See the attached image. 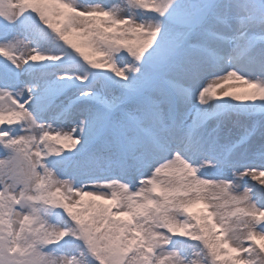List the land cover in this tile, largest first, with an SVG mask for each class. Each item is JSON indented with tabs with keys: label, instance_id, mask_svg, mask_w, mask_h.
Returning <instances> with one entry per match:
<instances>
[{
	"label": "snow or ice",
	"instance_id": "6c2138e0",
	"mask_svg": "<svg viewBox=\"0 0 264 264\" xmlns=\"http://www.w3.org/2000/svg\"><path fill=\"white\" fill-rule=\"evenodd\" d=\"M0 264H264V0H0Z\"/></svg>",
	"mask_w": 264,
	"mask_h": 264
}]
</instances>
